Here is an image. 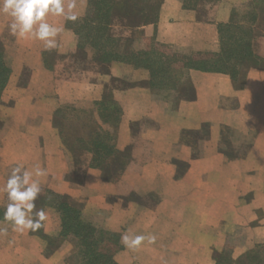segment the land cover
Listing matches in <instances>:
<instances>
[{
  "label": "crops",
  "instance_id": "0c3cea01",
  "mask_svg": "<svg viewBox=\"0 0 264 264\" xmlns=\"http://www.w3.org/2000/svg\"><path fill=\"white\" fill-rule=\"evenodd\" d=\"M256 0H164L154 21L132 22L115 16L112 34L117 53L128 55L157 46L176 57L175 89L152 88L151 74L121 60L101 61L63 17L58 46L45 50L39 41L10 35V18L0 15V53L10 68L0 96V185L16 164L48 170L43 192L65 196L96 227L133 234H155L157 242L137 251L116 253L119 264H216L226 246L234 258L261 246L264 252V68L250 67L238 80L227 72L184 68L182 57L221 56L222 25L250 23L253 54L264 60V18ZM88 0H78L80 18ZM246 21V22H245ZM109 98L121 118L115 149L128 166L110 181L92 166L93 155L64 144L55 121L63 115L84 116ZM62 111V112H61ZM211 126L202 151V137L185 132ZM233 129L247 136L250 149L239 156L218 150L219 131ZM228 159H239L229 162ZM6 196L0 193V220ZM43 231L60 233L59 214L45 208ZM74 251L65 239L54 252L34 233L9 228L0 238V264H62Z\"/></svg>",
  "mask_w": 264,
  "mask_h": 264
},
{
  "label": "trees",
  "instance_id": "16d2710c",
  "mask_svg": "<svg viewBox=\"0 0 264 264\" xmlns=\"http://www.w3.org/2000/svg\"><path fill=\"white\" fill-rule=\"evenodd\" d=\"M182 1L187 6H194L200 0ZM163 2L164 0H88L86 15L75 23L68 22V26L76 34L79 47L91 46L101 54L102 62L121 60L136 68H145L151 74L152 88L164 87L172 90L179 81L176 57L166 56L156 45L147 51L119 55L117 53L119 40L113 36L111 29L115 16L127 17L137 23L154 21ZM255 5L260 7L264 18V0H256ZM244 18L252 26L259 17L256 13L250 12ZM251 26L222 25L221 56L182 57L184 68L203 72H227L235 80H238L241 74H245L250 67L264 68V60L260 61L253 54L248 40L253 33ZM10 73L11 70L0 53V96ZM95 107L96 110L92 113L84 112L83 117L78 115L73 117L72 113L69 115L61 111L63 115L55 121V125L67 148L71 151L80 148L90 152L93 155L92 166L102 171L105 181H110L129 163L128 158L117 152L114 144L121 111L113 98L98 102ZM95 115L101 122L95 121ZM108 123L114 128L113 134L102 131L101 127ZM48 206L53 207L60 217L58 237L46 236L43 228L34 233L49 244L47 252H54L65 239H71L75 248L74 254L68 259L70 263L118 264L115 255L123 248L120 233L100 229L93 223L86 222L82 210L71 206L65 196L48 194L37 203V207ZM216 264H264V252L261 246H257L246 254L234 258L230 251L223 250Z\"/></svg>",
  "mask_w": 264,
  "mask_h": 264
},
{
  "label": "clouds",
  "instance_id": "9594fccd",
  "mask_svg": "<svg viewBox=\"0 0 264 264\" xmlns=\"http://www.w3.org/2000/svg\"><path fill=\"white\" fill-rule=\"evenodd\" d=\"M78 0H0V15L10 18L8 30L17 40L41 42L45 50L58 46L57 38L64 31L63 25L50 23L49 17H63L67 22H77ZM48 176V170L39 164L26 168L16 164L11 168L7 180L0 185L7 203L0 220V238L9 234V228L17 234L37 233L45 227L47 211L37 207L43 189L41 179ZM157 242L155 234H121L120 243L130 251H137L145 243Z\"/></svg>",
  "mask_w": 264,
  "mask_h": 264
},
{
  "label": "rangeland",
  "instance_id": "374dc122",
  "mask_svg": "<svg viewBox=\"0 0 264 264\" xmlns=\"http://www.w3.org/2000/svg\"><path fill=\"white\" fill-rule=\"evenodd\" d=\"M72 31H73V29H72ZM95 110H96V107H93V109H91V113H92V111H95ZM95 121L101 122L97 116L95 117ZM101 128H102V131H104V132H108L110 134L114 133V128L109 123L104 124ZM185 134L186 135H188V134L194 135L195 134V135L201 136L202 137V147H203L202 151H203L204 147L208 146L207 142L211 139V126H210L209 122H206V123H203L200 130H196L195 133L192 130H189V131H186ZM246 137L247 136H244L243 134L239 133V131L237 132L236 130H233L230 128L229 129L222 128L219 131V145H218L219 152H221L223 155H227V156L232 153L231 151H235V152H233L234 156H239L243 153H246L250 149L249 144L247 143V141L245 139ZM205 143H207V144L205 145ZM237 160H239V159H228L227 161L232 162V161H237ZM85 221L89 222L87 220H85ZM100 229H103V228H100ZM113 232H115V231H113ZM117 233H120V232H117ZM120 235H121V233H120ZM48 246H49V244L47 243V248H49ZM73 246H74V243H73ZM224 250L230 251L229 247H227V246ZM73 254H74V251L71 254V256ZM69 258H70V256L67 259H65V261L62 264H72L68 261ZM116 262H117V260H116Z\"/></svg>",
  "mask_w": 264,
  "mask_h": 264
}]
</instances>
